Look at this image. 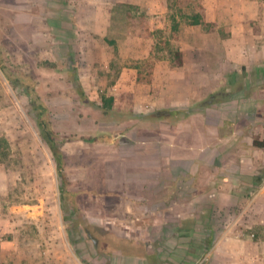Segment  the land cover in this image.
Returning a JSON list of instances; mask_svg holds the SVG:
<instances>
[{
	"label": "rangeland",
	"instance_id": "obj_1",
	"mask_svg": "<svg viewBox=\"0 0 264 264\" xmlns=\"http://www.w3.org/2000/svg\"><path fill=\"white\" fill-rule=\"evenodd\" d=\"M105 1L0 0V59L18 85L12 87L0 68V211L8 214L10 207L21 240L38 245V252L25 253L38 264H54L59 242L77 264H129L124 257L134 255L140 264H207L182 231L198 223L181 221L180 213H210L208 196L227 182L231 142L218 150V138L229 129L220 123L223 116L242 109L253 120L252 138L261 135L264 66L214 78L222 83L214 92L180 109L190 113L182 126L134 116L132 109L121 113L102 90L108 81L104 64L97 61L96 74L89 75L84 53L73 54L60 42L85 27L78 5ZM199 1L169 4L189 21L185 17L195 15ZM256 10L245 14L249 21L264 19V6ZM165 38L161 46L174 65L180 63L177 38ZM27 85L49 111L65 187L39 136ZM102 98H112V107ZM230 220L221 212V229Z\"/></svg>",
	"mask_w": 264,
	"mask_h": 264
},
{
	"label": "crops",
	"instance_id": "obj_2",
	"mask_svg": "<svg viewBox=\"0 0 264 264\" xmlns=\"http://www.w3.org/2000/svg\"><path fill=\"white\" fill-rule=\"evenodd\" d=\"M204 1L200 0L201 6L194 10L200 16L196 25L174 15L169 0L83 3L78 11L85 27L78 36L60 42L73 54L84 53L89 75L96 74L97 61L104 64L108 81L102 90L113 97L121 113L132 109L139 117L158 110L188 108L222 84L214 78L264 66V19L249 21L245 15L264 6V0ZM167 33L178 40L181 61L175 65L161 46L166 44ZM220 123H227L229 129L218 138V150L227 140L231 142L224 165L227 182L208 196L210 213H180L181 221L198 223L196 229L188 226L182 231H187L186 240L195 244L199 255L204 254L207 264H264V151L252 146L253 120L242 109L234 116H223ZM8 209V214L3 213V207L0 211V264H38L25 254L38 252V245L21 240L23 231L14 227L12 209ZM221 212L232 219L222 229ZM63 247L54 243L52 262L77 264L72 251ZM192 248L186 250L187 259ZM124 258L129 264H140L136 255Z\"/></svg>",
	"mask_w": 264,
	"mask_h": 264
},
{
	"label": "trees",
	"instance_id": "obj_3",
	"mask_svg": "<svg viewBox=\"0 0 264 264\" xmlns=\"http://www.w3.org/2000/svg\"><path fill=\"white\" fill-rule=\"evenodd\" d=\"M188 19V23L192 25L199 24L200 22V16L194 15L192 17H185ZM175 31V29H173ZM0 68L6 77V79L10 82V85L12 87H17L18 85L14 83L13 76L10 75L5 67L3 66L1 59H0ZM17 82L21 83L22 85H26L27 83L24 80H21V78L17 77ZM26 92L30 99V106L32 111L35 114V120L36 125L39 130V136L40 138L47 144L48 148L50 149L54 161L56 162L57 169L59 171V174L62 178V187H65L66 181L64 179V175L62 173L63 168V161H62V153L57 145L56 142V135L52 129L51 121H50V115L47 107L45 104L41 101L38 94L35 92L34 88L30 85H27ZM102 102L108 104L112 107V98H102ZM190 113L188 111H181L180 109H166V110H158L150 114L147 118L149 119H155L158 121H163L165 124H177L179 122L185 121L189 118ZM252 146L257 149H261L264 151V127L262 131V137L253 138L252 139ZM63 188L61 189V192H63ZM64 194V192H63Z\"/></svg>",
	"mask_w": 264,
	"mask_h": 264
}]
</instances>
